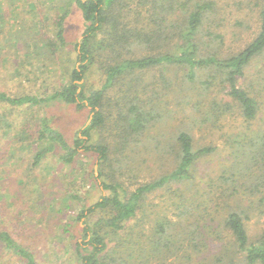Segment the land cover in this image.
<instances>
[{"label": "trees", "instance_id": "obj_1", "mask_svg": "<svg viewBox=\"0 0 264 264\" xmlns=\"http://www.w3.org/2000/svg\"><path fill=\"white\" fill-rule=\"evenodd\" d=\"M16 1L22 11L38 3ZM72 1L84 30L75 56L67 53L63 80L47 83L40 93L0 90V132L14 129L16 146L31 142L30 171L49 155L66 164L91 153L97 158L98 175L85 172L100 180L103 193L94 202L71 191L67 201L46 204L35 192L38 180L30 184L43 213L55 219L52 223H64L59 230L66 248L80 264H264V233L251 238L246 225L264 206V123L253 127L262 108L255 90L241 83L253 62L264 60V0H259L257 35L237 51L226 47L221 0ZM46 7L53 13L51 35L35 20L10 31L2 59L14 66L12 77L24 75L21 64L45 74L59 67L71 0H52ZM15 46L23 50L19 64L11 51ZM95 73L98 85L90 83ZM53 104L90 109L84 137L70 141L52 125L46 110ZM15 109L23 115L18 124L9 112ZM233 111L246 126L227 135V161L213 173L201 172L200 164L219 147L202 142L195 131L219 128ZM141 148L144 161L160 162L159 171L131 187L144 165L138 161ZM160 191L172 195L173 216L150 209ZM73 203L81 207L75 220L59 215ZM0 250L21 264H38L30 246L1 228Z\"/></svg>", "mask_w": 264, "mask_h": 264}, {"label": "rangeland", "instance_id": "obj_2", "mask_svg": "<svg viewBox=\"0 0 264 264\" xmlns=\"http://www.w3.org/2000/svg\"><path fill=\"white\" fill-rule=\"evenodd\" d=\"M27 1L29 0H23L21 6ZM35 1L38 3H35L34 6L30 5L28 9L22 11L17 8L20 3H17L16 0H0V90H6L10 93L23 91L40 93L46 88L47 83L56 86L60 80H63L64 68L62 65L67 60V53L70 52L72 57L75 56V48L82 38L84 20L80 9L71 0V9L65 21V37L68 44L65 52L61 50L58 54L59 67L56 66L53 72L45 74L44 71L32 66L28 67L31 70V74H28V68L22 67L21 64L19 69L24 75L12 77L14 66L2 59V53L9 51L10 31L18 29L23 21L34 22L35 20L42 33L52 34L53 13L50 7H46L52 3V0H47L46 3L45 1ZM259 2V0H221L219 4L221 24L226 36L228 50L242 49L257 35ZM11 51L14 55L13 58H16L15 61L19 64L23 52L22 48L15 46ZM19 55L20 57H18ZM46 63L48 66L51 65L47 61ZM16 69L18 68L16 67ZM99 78V74H93L90 83L98 85ZM241 83L243 86L255 90L257 99H259L262 111L253 124V127L258 128L264 123V60H255L251 68L248 69V76L243 78ZM223 94L224 92H220L218 96L223 97ZM208 105L206 100L203 103V109H207ZM46 111L51 118L52 125L61 130L70 141H73L76 135L84 137L81 132L90 122L89 108L79 110L74 105L53 104ZM234 111L223 118L219 128L209 127L206 132L195 131V136L197 138L202 137V142L212 141L219 147L216 155L200 164L203 168L201 172L206 169L213 173V171L218 170L223 162L227 161L226 156L229 153L227 135L236 133L246 126L240 114ZM9 112L17 124L22 121L23 115L20 114L19 109ZM16 127L18 126L16 125ZM14 133V129L6 134L0 132V228L9 230L19 242L30 246L36 254L38 264H80L72 255L71 250L66 248L64 236L60 235L59 229L64 223L61 220L52 223L55 219L53 220L48 215L49 213H43L40 204L32 200V193L29 190L31 182L38 180L40 188H35V192H41L46 204H50L52 201L57 203L67 201L66 193L71 191L81 197L85 196L89 203L96 201L103 193L98 186L100 180L98 181L90 175L85 177L86 169L98 175L95 154L91 153L87 157H79L73 164L61 162L57 155H49L36 169L30 171L29 167L32 163L34 149L30 141L18 143L17 146L14 145V139L11 138ZM204 133L208 137H203ZM140 150L139 162L144 161L145 158L144 149L141 148ZM159 163L158 160L154 161L152 158L146 159L140 173H136L135 178L130 180L131 187L138 182L150 179L151 175L159 171ZM205 177L207 176L205 175ZM70 208V211H62L59 215L65 217L66 220H75L81 207L79 204L73 203ZM260 208L262 209L253 211L249 219L246 220L251 238H257L264 233V206H260ZM50 209L53 210L54 208L51 206ZM150 209L156 213L173 216L175 205L172 195L167 191L153 194ZM79 225L83 227L82 221H79ZM76 234L79 241H82L80 231H77ZM17 260L11 254L0 250V264H21Z\"/></svg>", "mask_w": 264, "mask_h": 264}]
</instances>
